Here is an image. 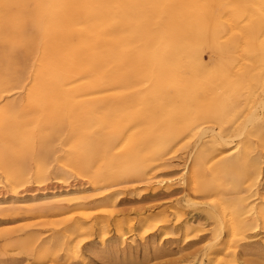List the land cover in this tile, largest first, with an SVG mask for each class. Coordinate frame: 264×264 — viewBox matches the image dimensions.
I'll use <instances>...</instances> for the list:
<instances>
[{"label": "bare ground", "instance_id": "bare-ground-1", "mask_svg": "<svg viewBox=\"0 0 264 264\" xmlns=\"http://www.w3.org/2000/svg\"><path fill=\"white\" fill-rule=\"evenodd\" d=\"M54 1L49 5L48 0H39V13L30 25L40 30L41 40L36 50L35 45L20 48L15 62L4 61L3 56L10 55L7 50L13 49L17 36L5 38L0 32V98L22 90L26 100L49 99L54 103L48 110L52 120L61 109L70 117L78 109L90 115L103 110L108 116L117 114L134 123V131L122 139L124 154L110 152L111 144L119 139L117 133L114 140L108 138L105 147L93 140L84 155L74 159L96 188L103 179H122L128 173L144 175L182 139L198 141L203 137L209 139L207 144L220 149L212 157L211 181H205L197 163L189 176L192 189L205 192L226 188L242 193L254 184L259 163L250 156L248 143L244 142L234 156L223 153L237 148L234 138L249 135L244 117L247 114L248 120H255L248 112L264 92V52L259 40L264 0H135L136 8L131 6L134 0H93V5H87V14L93 17L92 79L85 82L77 78L83 70L82 62L79 64L69 30L75 7L83 0H62L61 7ZM133 18L139 22L138 27L132 26ZM134 41L140 45H134ZM205 47L214 55L212 65L205 61ZM138 61L141 67L134 72ZM7 114H16L20 120L4 140L6 150L0 154V169L7 180L18 183L28 173L31 139L21 130L27 112L9 103L0 107L2 120ZM228 123L234 131L225 136L222 130ZM34 157L38 162L46 158L41 150ZM99 160L105 171L93 170ZM163 182L161 179L157 183ZM82 192L71 190L28 202L30 208L52 200L68 205L85 197L64 195ZM20 205L24 207L25 203ZM221 210L225 213L223 207ZM252 210L246 200L232 210L227 220L229 234L236 235L251 224L246 217ZM12 232L0 230V237ZM51 245L54 250L39 253V259L56 255L61 247L59 239ZM19 247L32 249V239L20 242Z\"/></svg>", "mask_w": 264, "mask_h": 264}, {"label": "rangeland", "instance_id": "rangeland-1", "mask_svg": "<svg viewBox=\"0 0 264 264\" xmlns=\"http://www.w3.org/2000/svg\"><path fill=\"white\" fill-rule=\"evenodd\" d=\"M54 3L48 0L49 5ZM0 5L1 34L5 38L16 35L14 41H18L13 49L8 48L11 53L3 56V60L15 62L21 49L35 45L36 50V43L41 40L40 30L30 25L39 13V0H0ZM87 5H93V0H83L75 7V20L69 25L79 64L82 62L83 70L77 76L80 82L92 79L94 50L90 22L93 17L87 14ZM135 5L134 0L131 6ZM61 6L62 0H57V7ZM132 23L133 27L139 26L134 18ZM259 40L264 52V24ZM134 45L140 42L134 41ZM203 55L212 65L214 55L210 49L205 47ZM139 64V61L134 64L133 71L141 67L142 63ZM22 96L21 90L0 98V107L15 103L24 108L27 115L21 130L29 133L31 139L28 173L24 179L12 183L0 169V203L6 204L0 207V230L15 231L0 237V264H264V92L248 112L253 113L255 120L249 121L247 114L244 117L249 135L234 138L237 148L223 153L234 156L247 142L250 156L259 163L254 184L242 193L226 188L205 192L191 188L189 176L197 163L205 181H211L212 157L220 148L207 144V137L198 141L182 139L161 163L144 175L128 173L122 179H103L96 188L74 159H80L93 140L105 147L108 138L114 140L117 133L119 139L111 144L110 152L120 155L124 152L122 139L136 125L117 114L108 116L103 110L90 115L77 109L70 117L61 109L52 120L48 110L54 103L49 99L26 100ZM3 117L4 120L0 115V154L6 150V136L20 120L16 114ZM2 123L7 126L2 127ZM225 126L222 132L230 136L234 129L230 123ZM40 150L46 157L43 162L34 157ZM96 169L105 171L101 160L94 166L93 170ZM161 179L165 183L158 185ZM71 190L83 192L66 194L65 198L81 195L85 198L68 205L52 200L44 206L30 208L32 199L51 198ZM245 200L253 208L246 217L251 224L236 235L229 234L228 217ZM28 239H32L33 248H20L19 243ZM56 239L61 243L56 255L39 259V253L54 250L51 243Z\"/></svg>", "mask_w": 264, "mask_h": 264}]
</instances>
